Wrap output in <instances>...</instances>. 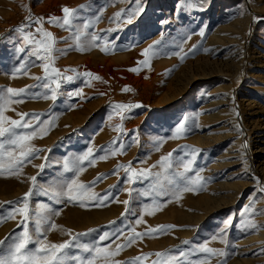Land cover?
I'll list each match as a JSON object with an SVG mask.
<instances>
[{"label":"rangeland","instance_id":"374dc122","mask_svg":"<svg viewBox=\"0 0 264 264\" xmlns=\"http://www.w3.org/2000/svg\"><path fill=\"white\" fill-rule=\"evenodd\" d=\"M65 6L75 10L76 18L71 28L49 24L50 17L62 19V8ZM140 7L143 11L133 15L132 23L128 24L125 20L129 12L137 9L136 0H0V95L7 96L8 88L27 90L22 97L24 102L10 104L4 115L8 119L19 120L17 113H29L39 115L41 121H52L42 140L53 134L58 120L62 121L69 114L74 115V120L77 121L76 116L80 120L79 124L70 127L69 132L54 136L50 146L40 144V138L32 139L30 144L41 151L37 153V158L25 162L18 177L7 172L0 175V216H6L14 203L28 192L32 187L29 178L36 176L37 184L30 205L34 212L37 204L60 210L59 216L51 217L58 229L47 231L46 236L51 243L72 241L73 246L64 250L65 264H79L80 260L91 259L95 255L94 251H85L84 245L89 249L110 245V250L114 251L116 244L123 242L124 236L134 234L131 229L143 233L158 226H165L166 230L137 239L136 243L107 260L101 254L95 264H114L117 261L130 264L133 258L145 255L148 259L141 264H153L158 259L154 255L156 252H169L170 256L178 257L180 264H200L201 261L203 264H264L261 237L264 231V191H260L264 188V84L259 80L264 75V70L260 68V57L264 55V0H191V3H182V0H140ZM118 12L124 14L123 19H116ZM243 12L251 14L246 23ZM29 15L32 21L28 20ZM39 17L44 18L42 25L34 22ZM96 17L99 21L84 30L85 35L81 38L85 44H91L92 35H96L95 46L78 51L72 34L83 30V24ZM21 25H25L23 32L17 31ZM37 27L51 32L56 39L53 66L61 71L62 76L72 77L71 81L60 80L54 102L43 98L51 95L42 86L45 81L35 79L44 75L38 66L41 61L29 57L27 47L23 53L17 52L24 46L23 35L35 32ZM202 29L205 32L203 37L198 34ZM215 36L218 41L213 38ZM236 39L243 40L242 52ZM157 41L153 62L174 61V66L165 70V90L169 83L171 89L177 88L190 73L199 78L185 93L172 94L173 98L164 91L165 100L160 104L151 103L148 98L152 91L143 90L147 80L145 67L137 63L143 57L137 58L139 54H135L130 58L132 64L124 61L127 54L140 53ZM193 45L197 48L181 61L176 53L181 48L188 52ZM101 48L106 50L101 51ZM180 54L183 55L182 52ZM234 56L241 59L239 79L233 76V66H226ZM25 61V69L16 73ZM136 67L141 68L139 73L129 71ZM84 73L101 79H91ZM203 73L206 75L199 77ZM233 78L237 83L227 92L231 100L229 106L225 87ZM125 87L131 91H122ZM212 94H215L213 101L215 97L220 100L213 108L207 106ZM30 104L46 106L32 108ZM117 104H139L141 107L121 112L113 107ZM185 116L190 118L186 128L190 126L192 130L187 129L185 138L171 139ZM205 116L212 118L204 119ZM116 125H121L122 134L113 130ZM43 127L49 128V125ZM15 131L24 134L32 129ZM7 139V136L0 138V143L5 145L4 153L14 149L13 145L6 143ZM161 139L164 143L157 151L156 142ZM113 141H117L116 146L119 143L127 146L123 154L109 155L105 161L97 160L94 166L85 163L86 170L78 177L86 185H91L98 176L104 177L91 185L100 196L110 194L104 205L88 203L86 207H80L79 203H68L66 200L56 204L49 197L39 194L44 188L55 187L59 182H66L75 176V171H65V160L71 164L89 147L93 148L96 156L104 155L96 150L112 146ZM174 149L177 151L173 152ZM169 152H173L172 172L183 171L176 165L177 160L195 158L194 171L188 175L195 176L198 172L203 187V192L199 194L211 197L207 214L200 212L199 217L196 216V219L201 217L199 222H179L174 212L185 208L190 198L197 200L194 192L182 193L179 200L171 193L163 198L156 196L155 192L145 195L154 177L129 183L124 169L118 168L131 162L133 170L151 169L156 173L160 168L155 167L154 172L152 165H157L160 158ZM237 154L241 157L234 158ZM3 160L7 164L9 157L4 155ZM41 164L46 165L43 171L39 168ZM128 189L132 190L131 196ZM124 200L130 201L127 212L122 203ZM153 200L166 206L152 215L144 213V223L137 225L136 220L141 217L144 206ZM246 207H250V213H245ZM111 213H115L113 217H110ZM101 215L107 217L97 221ZM19 219L17 216L16 220L0 224V240L22 231L18 227ZM247 219L257 228L246 229L244 222ZM92 222L95 224L92 225ZM29 228L33 239H36L34 222L29 223ZM221 229H225L223 234ZM105 233L110 238L100 241L99 237ZM213 236H218V239L213 240ZM225 238L227 244L221 243L220 240ZM8 243L10 241L0 248V252H8ZM205 244L217 251L223 250L227 255L209 256L199 250ZM28 247L34 249L36 245ZM181 251L185 253L183 257L179 256ZM169 264L175 262L169 261Z\"/></svg>","mask_w":264,"mask_h":264},{"label":"snow or ice","instance_id":"6c2138e0","mask_svg":"<svg viewBox=\"0 0 264 264\" xmlns=\"http://www.w3.org/2000/svg\"><path fill=\"white\" fill-rule=\"evenodd\" d=\"M136 3L137 9L135 10V12H129L127 14L125 22L128 24L132 23L133 15H139L143 11V8L140 7V0H136ZM182 3H191V0H182ZM62 13V19L50 17L48 18V23L61 28L70 29L73 24V20L76 18L75 10L65 6L62 8ZM115 17L116 19H123L124 14L122 12H118L115 14ZM28 20H33L31 15H29ZM98 21L99 17H96L95 20L84 23L83 30H78L76 33L72 34L75 41V48L78 51L83 52L87 48L95 46V42L98 40V37L96 35H92L91 44H85L84 42H82L81 38L85 35L84 30L92 27ZM34 22L37 25H42L44 23V18H35ZM24 28L25 25H21L20 28L17 29V31L23 32ZM198 34L203 37L205 35V32L202 29ZM190 38L191 37L189 36V39ZM23 42L24 46L18 48L17 52L23 53L25 51V47H27L29 48L27 55L29 57H35L36 60L41 61L38 66L42 69L44 75L43 77H35V79L45 81L42 86L48 89L51 95H45L43 98L51 99L54 102L58 96L60 80H72L71 76H62L61 71L53 66V53L55 51L56 39L51 32L45 31L43 27H37L35 32H29L23 35ZM157 43L159 42L157 41L153 44H150L141 52V55L145 59L143 61H138V65H141L143 67L149 66L152 56L155 55L154 48L155 44ZM196 48L197 46L193 45L192 48L188 49V52H184L183 48H181L180 52H182L183 55H181L180 52L176 53V55L181 61H183L188 56V54L193 52ZM100 50L105 51L106 49L101 48ZM205 51H207V49H205ZM26 65L27 61L23 62L20 67L16 69V73H21L25 69ZM140 70V67L129 69V71L135 73H139ZM84 75L95 80L101 79L99 76H92L91 73H84ZM51 85H55V87H51ZM6 91L8 94L7 96L0 95V138L7 136L8 139L6 140V143L9 145H13L14 149L13 152L4 153L3 149L5 145L4 143H0V175H4L5 172H7L10 175L18 177L22 172V168L25 165V162H30V159L37 158V153L41 151L34 148L30 144V141L34 138L42 139L44 135H46L50 130L52 121H41L39 115L29 113H17V115L20 117L19 120L8 119L4 115V113L9 110V105L12 103H23L24 101L22 97L27 93V90L8 88ZM122 91L128 92L131 91V89L125 87ZM75 95H80V93H75ZM13 97H16L18 99L13 100ZM113 107L123 112L124 110H130L134 107H141V105L117 104L113 105ZM121 119L123 120L124 117L121 116ZM189 119V117L185 116L183 120L178 123L175 131L170 137L171 139L183 138L185 132L187 131L186 122ZM33 121H35V123H33ZM45 124L49 125V128H44L43 125ZM15 129H32V131L24 134H17ZM113 130L118 134H122L121 125H116ZM38 132L40 133L39 136H37ZM118 139L119 137H117V140ZM156 143L158 145L156 150L159 151V147L163 145L164 140H158ZM116 145L117 141H113L112 146L97 149L96 151L105 153L101 156H96L93 148L89 147L86 152H84L82 155L77 156L71 164H69V162L65 160V171H75V176L70 180H67L66 182H59L55 187L44 188L39 194L49 197L56 204L62 203L66 200L68 203H79L80 207H86L88 203H93L96 206L104 205V203L109 200L110 194L100 196L98 193L92 190L91 186L94 185L97 181L102 180L104 177L98 176L96 180L91 182V185H86L80 182L78 177L86 170V168L84 167L85 163H87L88 166H94L97 160L105 161L109 157V155L114 157L118 154H123L124 149L127 146L124 143H119L118 146ZM175 151L177 150L174 149L173 152ZM193 151L195 152L196 150ZM173 152H169L167 155L162 156L157 165H152V168H155L157 166L160 168V171L156 173H153L151 169H143L140 171L133 170L131 162H129L127 166L119 165L118 168L124 169L125 173L127 174L129 183H135L136 180L140 178L149 179L151 177H154V181L150 186L149 192L145 195H151L152 192H155L156 196L163 198L164 196L171 193L175 197V199L179 200L182 193L189 191L196 192L198 186L202 185L201 178L199 177L198 172L195 176L188 175L189 173L194 171V156L192 159H188L186 161L177 160L175 162L178 167L183 169V171H170L171 169H173L174 165ZM4 155L9 157L7 164H5V161L3 160ZM45 166V164L39 165L40 170L43 171ZM29 179L31 181L32 187L29 188L28 192H26L18 202L14 203L12 209L6 216H0V224L5 223L8 220H16L17 216H19L20 219L18 221V227L22 228V231L19 234H10L9 236L5 237L4 240H0V248H3L5 243L10 241V243H8L7 245L8 252H0V264H65L66 255L64 254V250L73 246L72 241H67L64 243H51L48 242L46 236L47 231L58 229V225L51 219V217L59 216L61 212L60 210H53L52 208H49L44 204H37L36 211H33L30 205V201L31 197L34 194V188L37 184V177L32 176ZM127 191L128 195L131 196L132 190L128 189ZM260 191H264V188H261ZM122 203L125 205V212L129 211L128 205L130 201L124 200ZM164 206H166V204H162L160 202H157L156 200H153V202L149 205H145L142 210L141 217L136 220V224L139 225L141 223H144V213L152 215L155 211L162 210ZM245 213H250V207L245 208ZM30 222H34L35 224L36 239H33V235L30 232ZM171 227L172 226H167V228ZM244 227L246 229H255L257 228V225L250 219H247L244 222ZM225 228H227V225L225 226ZM165 230V226L149 228L146 232L143 233L135 232L134 229H131L134 234L124 236L123 242L116 244V248L114 251L110 250V245L103 248L94 247L93 249H89L87 245H84L83 248L85 251H94L95 255H93L91 259L80 260L79 264H95V261L98 257L101 256V254H103V258L107 260L109 257L118 255L119 252L124 248L136 243L137 239H142L145 236H151L154 233L163 232ZM224 231L225 229H221L220 233L223 234ZM77 235L79 236L84 234ZM109 238L110 237L108 233H105L104 235L99 237L100 241H104ZM117 239H119V236H117ZM212 239L216 240L218 239V236H213ZM220 242L227 244L226 238L221 239ZM184 243L187 244L188 241H184ZM31 244H35L36 247L34 249L29 248L28 245ZM199 250L203 253H207L209 256L227 255L225 251H217L215 249L207 247L206 244L201 246ZM154 255L158 259L156 261H153V264H169V261H173L175 262V264H180L178 257L175 255L170 256L169 252H156ZM184 255L185 253L183 251L179 253L180 257H183ZM146 259H148V256L146 255L138 256L133 258L130 264H141V262ZM114 264H121V262L117 261L114 262ZM200 264H203V261H201Z\"/></svg>","mask_w":264,"mask_h":264},{"label":"bare ground","instance_id":"6f19581e","mask_svg":"<svg viewBox=\"0 0 264 264\" xmlns=\"http://www.w3.org/2000/svg\"><path fill=\"white\" fill-rule=\"evenodd\" d=\"M243 13L245 14V12H243ZM247 13L245 14V17H244L245 18L244 19L245 20L244 23L248 22V20H249V17L248 16L251 15L250 13L249 14H247ZM231 33H232V31H231ZM243 34H244L243 32L240 33L241 36ZM213 38L216 39L215 41H218V37L217 36H215ZM235 41H237L239 43V45L241 46V52H242V50H243V40L241 41L240 39H236ZM140 53L138 51L131 52V53L127 54L126 56H124V58H126L124 61L132 64V62L130 61V58H133L135 56V54H139L140 56L138 55V57H137V58H139V57L142 56ZM109 59H112V58H109ZM142 59L144 60L145 58L143 57ZM238 59H240V58L234 56L233 61L232 60L231 61L229 60V63H226V66H228L229 68H231V65L233 66L232 72H233L234 78H236V79H239V77H240L239 76V69H240L241 59L240 60H238ZM260 59H261L260 68L262 70H264V55H262L260 57ZM101 60H104V59H101ZM143 60H141V61H143ZM235 61L237 62L236 64H235ZM173 62H174L173 60H170L169 62L166 61V60H164L163 63L162 62H160V63L156 62L155 63V62H153V59L151 58L149 66L148 67H145V71L144 72L146 73V77H147L146 79L147 80L144 83L143 90L144 91H152L151 97L148 98L149 101L151 100V103L154 102L155 104H160L161 102H163L165 100L164 99L165 98L164 93L167 94V95H169V96L171 95L172 96L171 98H173V96H174L172 94H177V95L183 94V93H185L192 86V84L197 79H199V78L196 77L197 75H194L193 73H190V75L186 76L187 78L184 81V83H181L177 88L171 89V86H170V83H169V85L166 87V90H165L164 87H163L164 79L167 78L166 77L167 76V73L165 72V70H169L170 67L174 66V63ZM163 72H165V73H163ZM205 75L206 74L203 73L202 75H199V77L200 76L201 77H204ZM234 78L233 79H230L229 82H228L229 84L227 85V87H225V92H226V96H227L226 97L227 98V104L229 106L231 105V100H230L229 94L227 92H228V90L230 88H232V87H234L236 85L237 82L233 81ZM259 80H260V83L262 82L264 84V75L263 76H260L259 77ZM214 95L215 94L210 95V96H212V98L210 99L211 100L210 103L207 105L208 107L213 108V107H215V106H217L219 104V101L220 100L218 98L215 97V99L213 101ZM31 106H32V108H35V106L44 107L46 105H43L42 106V104H30L29 107H31ZM91 106H89V107H91ZM76 117H77V121L74 120V115L73 114H69V116H67L66 118H64L62 121H59L58 120V122L56 124V127H53V131H52L53 134H50V136L48 138L44 139V140L40 139V144H43V146H45V145L46 146H50L52 144V140H53L54 136H56L58 134H61V133H67V132H69L70 129H71L70 128L71 126H75V124H79L80 123L79 117L78 116H76ZM213 117H215V116H213ZM207 118H212V117L211 116H205L204 119H207ZM231 121H233L232 118H231ZM187 129H189L190 131L192 130V128L190 126H188ZM184 138H185V136H184ZM234 143H235V141H234ZM233 146H235V145H233ZM238 149H240V146L238 147ZM239 155H240V153H239ZM240 157L241 156H238V154H237V156L234 157V158H240ZM151 163H152V161H151ZM153 165H155V163ZM154 169L155 168H152V170L155 172ZM201 192H203V187L202 186H198L197 191L194 192V194L196 196H198L197 200H193V198H190V201H188V202L185 203V208L183 207L182 209H176V210H174V212L176 213V218L178 219L179 222H191V221H195V223H196V222H199V220L201 218L200 217V218L196 219V216L199 217V213L200 212H206V214H207V212H208V208H207L208 207V200H210L211 197L208 196V195L207 196L206 195L201 196V194H199ZM206 194H209V193H206ZM193 210H194L195 213L196 212L197 213L196 214H194V212L193 213H188V212L193 211ZM114 214L115 213H111L110 214V217H113ZM102 216L103 215H101L100 217H98L99 219L97 221L105 220V218L107 217V216L106 217H102ZM93 223L94 222H92V225L95 224V223L94 224ZM97 223H99V222H97ZM261 237L263 238V242H264V231L261 233ZM214 263H215V261H214ZM217 263H218V261H217Z\"/></svg>","mask_w":264,"mask_h":264}]
</instances>
